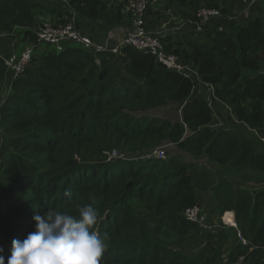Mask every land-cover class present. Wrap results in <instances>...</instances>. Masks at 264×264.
Wrapping results in <instances>:
<instances>
[{"label":"trees","instance_id":"1","mask_svg":"<svg viewBox=\"0 0 264 264\" xmlns=\"http://www.w3.org/2000/svg\"><path fill=\"white\" fill-rule=\"evenodd\" d=\"M135 1L0 0V38L34 46L15 80L0 56V254L7 261L11 241L33 230V215L78 217L92 205L108 244L101 264H236L240 257V264H264V191H234L219 170L264 174V149L244 129L264 134V0L242 23L225 17L241 10L240 0H143L148 28L174 16L187 23L182 31H163L161 41L214 87L212 108L205 86L194 91L195 80L131 46L95 52L70 42L56 51L36 41L43 21L63 24L74 16L75 28L96 42V31L131 26L135 13L127 7ZM200 8L221 17L193 34ZM223 104L235 124L225 123ZM167 107L170 116L147 114ZM156 148L173 152L139 159ZM111 151L123 156L109 159ZM202 194L211 197L217 228L183 217ZM225 211L234 213L232 229L219 222Z\"/></svg>","mask_w":264,"mask_h":264},{"label":"built area","instance_id":"2","mask_svg":"<svg viewBox=\"0 0 264 264\" xmlns=\"http://www.w3.org/2000/svg\"><path fill=\"white\" fill-rule=\"evenodd\" d=\"M260 1L263 0H246V4L247 6L250 7L256 5ZM145 3L146 2L143 0H137L133 3H129L127 10L133 11L135 13V16L131 20L132 21L131 26L125 29L126 32L124 34L122 41L116 43V46L113 49H108L106 45V39L110 37L112 39L113 37H115L114 35L111 34V36L107 37L105 39V42H103V44L97 43L93 41L90 37L80 33V31H78L75 28L72 22L74 16L71 17L70 21L65 22L63 24H53L49 20H46L48 22L44 21L45 23H43L40 26V28H38L34 32L36 41L50 44L56 49V51H61L63 49V44L70 42L79 44L84 48L93 49L95 52L102 51V52L117 53L120 47L126 45L131 46L140 52H144L153 56L156 62L161 66H163L165 69L174 71L176 73H180L184 77L195 80L197 83L200 84V88H196L194 91L196 92L198 91V93H200L202 89H204L203 87L205 86L207 105L209 106V108H212L213 105L218 103V99L216 98L214 93V87L202 83L196 68L192 67L190 64L181 63L175 54L166 53L164 51V46L161 41L163 31L152 29L150 27L148 28L147 23L142 19V12L143 9L145 8ZM195 16H196V21L193 22V27H194L192 30L193 34L202 33L205 25L210 23L214 18L221 17L217 10L209 9V8H200L197 14H195ZM225 17L227 18V21H236L238 18V16L236 15H232V16L226 15ZM216 26H217V30L223 29L222 24L216 23ZM33 49L34 46H30L25 50V52L21 55L20 64H15L14 60L9 62L10 59L5 61L6 65H8L11 68L10 74L12 79L19 77L21 74L25 72L27 68V64L29 66V63L31 61ZM261 73L264 74V71H262ZM222 106L226 109L228 114L231 115L230 109L224 104ZM247 131L254 136V139L259 143L260 148L264 149V134H260L256 130L247 129ZM160 149L161 148L155 149L153 151L154 154L153 152L144 154L143 157L141 158L144 159L164 158V156L160 155L161 154ZM121 156L123 155L118 153L117 151H111L108 154L107 158L117 159L120 158ZM228 213L229 211H225L223 213L224 214L223 221L225 225L235 227L236 223H235L234 213L230 211L231 219H228L227 217ZM183 217L190 222L198 224L204 230H211L218 227L215 226L214 224H210V223L208 224L206 223V221H203L204 216L201 213V208L199 205H195L190 208H187L184 211ZM238 238L242 242L243 246H249L248 241L243 237H241L240 234H238ZM242 260L243 257H240L236 264H240ZM220 264H226L225 260L222 259L220 261Z\"/></svg>","mask_w":264,"mask_h":264},{"label":"clouds","instance_id":"3","mask_svg":"<svg viewBox=\"0 0 264 264\" xmlns=\"http://www.w3.org/2000/svg\"><path fill=\"white\" fill-rule=\"evenodd\" d=\"M78 211V217L63 211L33 215V230L11 241L10 255L5 261L0 254V264H101L108 247L98 231L102 216L92 205Z\"/></svg>","mask_w":264,"mask_h":264},{"label":"rangeland","instance_id":"4","mask_svg":"<svg viewBox=\"0 0 264 264\" xmlns=\"http://www.w3.org/2000/svg\"><path fill=\"white\" fill-rule=\"evenodd\" d=\"M238 5H240V6H242V8H241V10H239L238 11V8L237 9H235V8H233V12H231L233 15H236V14H239L238 15V17L239 16H241L242 18H243V16H244V14H245V10H249L250 11V13L252 12V11H254V12H256L257 10H258V6L259 5H253V6H247V4H246V0H240L239 1V4ZM253 7V8H252ZM252 8V9H251ZM251 9V10H250ZM264 10V8L262 9V8H260V11H263ZM264 12V11H263ZM175 18H167L164 22H162L161 24H158L159 26H156L155 28L156 29H159L160 31H165V30H167L169 33H171V29H172V31H180V30H184V29H187V23H185V22H183L182 20H180V18H177L176 16H174ZM48 19V18H47ZM240 20V18L238 19V21ZM43 21V20H42ZM45 22H48V21H45ZM44 21L42 22V24L43 23H45ZM41 24V25H42ZM40 25V26H41ZM40 26H39V28H40ZM122 28V27H121ZM124 28V27H123ZM125 29L126 28H124V30H122V34H120L119 35V37L118 38H116L115 39V43H118V42H120V41H122V39H123V37H124V34H125ZM35 30H37V29H35ZM96 34L94 35L95 37H97V38H99V39H102L103 38V32H98V31H96L95 32ZM107 38V37H106ZM1 43L3 44V45H1ZM28 47H30V46H25V45H22L21 43H20V41H19V39L18 38H14V36H12V37H9V36H6V37H3V38H0V52L2 53V55H0V56H3V58L5 59V61H7L8 59H10L9 60V62L10 61H12V60H14V63L15 64H20L21 63V61H20V58H21V55L25 52V50L28 48ZM23 48H26V49H23ZM32 55H33V50H32ZM32 58V57H31ZM27 67H28V64H27ZM224 108V107H223ZM225 109V108H224ZM226 109L225 110H223L222 111V109H221V112H222V114L224 115V113H227L228 114V112L226 111ZM172 112H173V108H171V107H167V108H165V109H161V110H151V111H148L147 112V114H149L150 116H161V117H167V116H170L171 114H172ZM146 114V113H145ZM2 142L0 141V144H1ZM156 149H158V148H156ZM162 149V150H161ZM160 149V152H161V154L160 155H162V156H165V154L167 153V152H173V149H171V150H168L167 149V151H166V153L165 152H163L166 148H161ZM155 149H153L152 151H149L148 153H152L153 151H154ZM175 152V151H174ZM164 155H163V154ZM153 154H154V152H153ZM124 156H129V155H126V154H124ZM136 156L137 155H134V156H132V157H128V159H133V158H136ZM141 157H143V155L141 156ZM141 157H139V158H141ZM138 158V157H137ZM141 159H144V158H141ZM222 169H224L223 167H221ZM221 168H219V169H221ZM223 173L222 174H224V176H226V177H228V178H231L232 180H234V177H232V174H230V173H226V170L225 171H222ZM240 178L238 179V181L240 182ZM244 181V180H243ZM246 182V181H245ZM244 185V187L243 188H247V189H251V186L249 185V184H246V183H244L243 184ZM235 186L237 187V188H240L241 186H240V184L239 183H237V184H235ZM252 190V189H251ZM209 207L211 208L212 207V204L210 205V204H208V202H207V200H203L202 201V205L200 206V208H201V213L203 214V216H204V219H203V221H206V223H210V224H212L211 222H208V219H209V216H208V214L207 213H209ZM213 208V207H212ZM223 216H224V214L223 215H221L220 216V218H219V222H220V224L223 226V225H225V223H224V221H223ZM213 220H214V217H213ZM198 225V224H197ZM217 225H218V223H217Z\"/></svg>","mask_w":264,"mask_h":264},{"label":"crops","instance_id":"5","mask_svg":"<svg viewBox=\"0 0 264 264\" xmlns=\"http://www.w3.org/2000/svg\"><path fill=\"white\" fill-rule=\"evenodd\" d=\"M227 15H229V16H232V14H227ZM239 14H236V16H238ZM248 16H250L249 15V10H245V14H244V18H248ZM240 18V20L238 21V19ZM244 18H242L241 16H239L238 18H237V20L235 21L236 23H242V21H243V19ZM209 24H211V23H209ZM209 24H207V25H209ZM218 24H221V23H218ZM207 25H205L204 26V29H205V27L207 26ZM223 25V28H224V24H222ZM216 26V25H215ZM211 27V26H210ZM217 28V27H216ZM122 30H124V28H114V29H111V30H107V31H103V30H100V32H103V38L102 39H99V38H97V40H96V42L97 43H99V42H105V39H106V37H109V36H111V34L112 35H114L115 37H113L114 39H116V38H118L119 37V35L120 34H122ZM223 30V29H222ZM180 31H182V30H180ZM219 31V30H218ZM166 33H168L169 34V32H166ZM111 38V37H110ZM112 38V39H113ZM115 41V40H114ZM1 45H3L2 43H1ZM24 49V48H23ZM223 110H225L224 108H223V106H222V111ZM226 112V111H225ZM229 114H227V113H224V120H225V123H227L228 125L229 124H231V125H233V123L235 124L236 123V121L232 118V115H229ZM230 122H232V123H230ZM213 125H220L219 124V122H218V120L216 119V120H214L213 121V123H212ZM237 126H239V128H240V130H242V126L243 125H241V124H236ZM244 127V126H243ZM244 129L246 130V132L247 133H249L248 131H247V128L246 127H244ZM251 134V133H250ZM252 135V134H251ZM219 170H221V172L222 171H225L224 169H219ZM223 173V172H222ZM222 176H224V174H222ZM226 177V176H225ZM241 179L240 180V182L238 181V179ZM231 181H232V184H233V189H234V191L235 190H239V189H243V187H244V183H246V184H249L250 186H251V189H247V188H245V189H247V191L252 195V196H254V194L256 193V191H259V190H262V191H264V174H257V175H243V176H241V177H234V180H232L231 178H229ZM244 180V181H243ZM246 181V182H245ZM237 183H239L240 184V188H237L236 186H235V184H237ZM210 196L209 195H207V194H202L201 195V201H200V205L199 206H201L202 205V201L203 200H207V202H208V204H212L211 202L212 201H210ZM209 213H207L208 214V216H209V219H208V222H211L212 224H214L215 226H218L217 225V219H218V217H217V212H214L213 211V208L211 207H209ZM213 217H214V220H213ZM227 217H228V219H231V213H230V211H229V213L227 214ZM220 218V217H219ZM236 223V222H235ZM225 228L227 227V228H231L232 229V227H230V226H228V225H223ZM237 226V225H236ZM243 245V244H242ZM220 264V263H219Z\"/></svg>","mask_w":264,"mask_h":264},{"label":"water","instance_id":"6","mask_svg":"<svg viewBox=\"0 0 264 264\" xmlns=\"http://www.w3.org/2000/svg\"><path fill=\"white\" fill-rule=\"evenodd\" d=\"M106 45H107L108 49H113V48H115L116 43H115L114 39L107 38L106 39Z\"/></svg>","mask_w":264,"mask_h":264},{"label":"bare ground","instance_id":"7","mask_svg":"<svg viewBox=\"0 0 264 264\" xmlns=\"http://www.w3.org/2000/svg\"><path fill=\"white\" fill-rule=\"evenodd\" d=\"M24 49H26V48H24ZM230 227H232V226H230ZM240 236H241V234H240ZM242 237V236H241ZM236 241L237 242H241L240 240H239V238H238V233H236ZM242 243V242H241Z\"/></svg>","mask_w":264,"mask_h":264}]
</instances>
